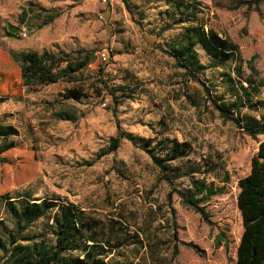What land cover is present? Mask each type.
I'll return each instance as SVG.
<instances>
[{
	"label": "rangeland",
	"instance_id": "obj_1",
	"mask_svg": "<svg viewBox=\"0 0 264 264\" xmlns=\"http://www.w3.org/2000/svg\"><path fill=\"white\" fill-rule=\"evenodd\" d=\"M183 1L199 8L189 26L203 24L206 33H217L238 55L237 64L214 62L196 40L197 60L206 69L195 71L177 55L187 27L177 0H0V122L15 125L20 136L0 156V195L29 190L34 199H55L84 214L98 232L120 223L125 264L236 263L243 231L238 180L250 172L261 138L251 139L212 110L233 101L235 82L249 90L248 78L263 84L264 102V0ZM76 50L93 52L84 73L87 93L76 101L64 97L71 83L24 86L12 57ZM102 52L107 62L99 58ZM99 68L112 97L94 91ZM193 93L206 98L200 108L189 103ZM60 113L74 121L58 118ZM117 124L132 141L121 139L116 152L98 159L117 135ZM164 138L191 145L171 163V185L141 148L147 139L152 147ZM202 157L210 159L212 165L203 166L213 172L172 177L174 168L196 170ZM201 179L222 189L205 205L213 226L181 203ZM42 225L34 224L33 232ZM45 235L50 245L51 235ZM3 262L8 260L0 251Z\"/></svg>",
	"mask_w": 264,
	"mask_h": 264
},
{
	"label": "trees",
	"instance_id": "obj_2",
	"mask_svg": "<svg viewBox=\"0 0 264 264\" xmlns=\"http://www.w3.org/2000/svg\"><path fill=\"white\" fill-rule=\"evenodd\" d=\"M176 6L184 18L183 24L187 26L181 35L183 45L175 48L181 59L195 71L206 69L197 60L193 47L196 40L214 62L231 61L237 64L240 61L234 49L228 50L225 40L217 33L211 29L206 33L203 24L189 26L199 13L197 6L185 3L183 0H177ZM51 20L52 18H49L48 21ZM160 50L168 54L162 48ZM92 55L93 52L86 50H76L71 53L24 51L13 54L12 57L19 65L24 86L71 83L74 87L68 89L64 97L76 101L87 93L84 89V84L87 82L84 73L91 63ZM184 66L189 69V66ZM104 70V68L98 69L96 81L100 86L94 90L101 98L113 96L111 88L102 78ZM192 78L199 82L195 74ZM246 82L249 90L235 82L237 90L233 94V101L223 106L214 104L212 111L216 112L223 122L234 124L241 133L255 140L258 135L264 136V117L261 116L260 120L251 118L247 111H259L264 108L259 91L263 84L255 83L250 78ZM188 99L193 108H200L206 103V98H200L197 93L188 96ZM58 118L74 121V117L68 113H60ZM116 128L117 135L110 138L107 150L102 152L98 159L116 152L121 139L132 141V138L122 131L120 125L117 124ZM18 135L19 131L13 125H0V140L3 141L0 143V156L16 147L15 142H7L6 138ZM144 142L141 148L150 157L153 165L159 169L161 178L171 185L172 178L167 174L171 170V163L185 157L191 145L187 141L169 138L158 140L152 147V139ZM201 159H203L202 163L200 162L201 165L196 170H193L194 166L184 171L181 168H174L175 173L172 177L175 179L182 176L194 177L196 173H201L204 177L207 173L213 172V168L205 170L203 166L212 165L210 159L204 157ZM193 187V190L181 195L182 205L199 214L207 225L213 226L205 205L212 197L220 194L222 189L202 179L193 181ZM167 198H171V193ZM236 204L241 215L243 231L236 248L235 264H264V141L259 142L257 152L251 159L249 174L238 180ZM83 216L81 212L58 203L55 199H34L29 190H24L21 195L17 194L14 197L10 194L0 195V251L8 260L6 264H125V253L121 251L125 249V232L122 234L121 224L109 222L105 226L106 233L104 229L98 232L93 229L96 226ZM6 221L10 223L9 228L5 226ZM39 221L43 223L42 229L35 234L33 225ZM101 231L104 234H101ZM46 232L51 235L50 245L46 242ZM173 237L177 241L176 233ZM182 245L198 251L197 246L192 243L182 242ZM177 253V246H174L173 255ZM130 264L139 263L130 262Z\"/></svg>",
	"mask_w": 264,
	"mask_h": 264
},
{
	"label": "crops",
	"instance_id": "obj_3",
	"mask_svg": "<svg viewBox=\"0 0 264 264\" xmlns=\"http://www.w3.org/2000/svg\"><path fill=\"white\" fill-rule=\"evenodd\" d=\"M247 113H248V115L251 117V118H255V119H257V120H260V118H261V116H263L264 117V108H262V109H260L259 111H247ZM217 118H219V117H217ZM220 119V118H219ZM0 125H6V124H4V123H1L0 122ZM13 127H15L16 129H17V127L15 126V125H13ZM18 130V129H17ZM240 131V130H239ZM244 134V133H243ZM244 135H246V134H244ZM247 136V135H246ZM19 135L18 136H11V137H8V138H6V141L7 142H9V141H13V142H15L16 143V146H17V142H18V139H19ZM249 137V136H248ZM259 138H261L260 139V141L259 142H262V141H264V136H262V135H258L257 136V138L256 139H259ZM252 139V138H251ZM255 139V140H256ZM254 140V139H253ZM1 142H3L2 140H0V143ZM189 142V141H188ZM15 148V147H14ZM11 150V149H10ZM4 154V153H3ZM249 174V173H248Z\"/></svg>",
	"mask_w": 264,
	"mask_h": 264
},
{
	"label": "built area",
	"instance_id": "obj_4",
	"mask_svg": "<svg viewBox=\"0 0 264 264\" xmlns=\"http://www.w3.org/2000/svg\"><path fill=\"white\" fill-rule=\"evenodd\" d=\"M103 1H105V0H103ZM99 58H100L101 61H103V62H107V61H108V55H107L106 53H104V52L99 53Z\"/></svg>",
	"mask_w": 264,
	"mask_h": 264
}]
</instances>
